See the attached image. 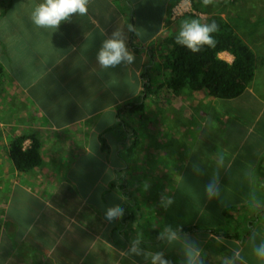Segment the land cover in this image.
<instances>
[{
  "label": "crops",
  "instance_id": "crops-1",
  "mask_svg": "<svg viewBox=\"0 0 264 264\" xmlns=\"http://www.w3.org/2000/svg\"><path fill=\"white\" fill-rule=\"evenodd\" d=\"M41 2L0 0V264H153L156 254L165 264H264L254 255L264 242V82L231 100L166 87L132 115L118 110L142 89L115 98L119 77L148 72L174 23L218 16L222 0H88L86 15L56 29L32 24ZM114 32L134 61L103 69L97 53ZM34 73L47 76L35 88L45 104L30 110ZM111 75L115 84L102 82ZM64 97L78 115L59 122ZM23 134L39 140L43 162L20 173L8 153ZM127 207L135 216L124 222ZM110 209L122 215L110 222Z\"/></svg>",
  "mask_w": 264,
  "mask_h": 264
},
{
  "label": "trees",
  "instance_id": "trees-1",
  "mask_svg": "<svg viewBox=\"0 0 264 264\" xmlns=\"http://www.w3.org/2000/svg\"><path fill=\"white\" fill-rule=\"evenodd\" d=\"M235 1L238 0L232 2ZM191 19L197 18L194 15H188L183 21ZM212 21H215L218 26L217 32L213 34L216 41L215 47L205 46L199 52L193 53L183 46L175 44V35L163 41V45L168 47L166 53L163 54L164 65L170 73L166 86L176 92L185 89L191 91L206 90L209 96L213 98L235 99L243 94L253 82L258 69L257 60L253 50L238 36L224 18L214 16L200 22L209 23ZM222 52L229 53L233 57V61L227 62L221 59L219 54ZM150 54L153 56L152 52ZM149 86L148 84L144 86L142 101L133 99V103L128 102L130 104H127L126 102L118 110V114L122 115L126 112L132 115L135 112L143 111L144 100L148 96L146 89ZM119 119L121 118L119 117ZM125 126L128 135L132 128L127 122ZM133 137L131 136L132 141H129V152L138 146ZM29 139L31 140L30 147L24 148V142ZM100 140L101 149L109 152L110 146L106 139L100 137ZM8 156L15 169L20 173L32 171L41 166L43 162L40 154V142L32 134H23L14 138L10 142ZM123 211L124 222L134 219L135 213L133 210H129V207ZM184 231L193 232L192 229H184ZM154 234L157 233L154 232Z\"/></svg>",
  "mask_w": 264,
  "mask_h": 264
},
{
  "label": "rangeland",
  "instance_id": "rangeland-1",
  "mask_svg": "<svg viewBox=\"0 0 264 264\" xmlns=\"http://www.w3.org/2000/svg\"><path fill=\"white\" fill-rule=\"evenodd\" d=\"M189 3L191 0H187ZM233 0H222V11L221 14H218V16L224 18L232 27V29L238 34V36L253 50L256 60H257V71L254 80L257 81V84H260L261 82H264V74L259 73L260 70L264 71V0H238L236 2H232ZM191 8V5H190ZM196 11V10H195ZM197 12V11H196ZM202 19H207L209 15H200ZM179 16H175V21H177V18ZM214 17V16H212ZM186 19V17H183ZM181 25V21L176 22L173 24V28L171 29L172 33H177L179 30V27ZM141 34V33H140ZM143 35H147L148 33H142ZM174 34V35H175ZM136 35H139L136 33ZM173 35V36H174ZM165 38L161 41L162 44ZM145 44L146 43H141L140 45H137V49H134L136 52L137 50L141 53L145 49ZM155 50H153V58H149V62H147L146 67H150L148 69V72L143 71L141 74V77H137L138 74L136 75H129V71H127L124 75H122L120 78L121 84L118 86L120 88V94L115 95V98H122L124 97H129L130 95L134 93V91H137L139 88L145 91L144 86L145 84L150 85L146 90H148V96L145 99L151 98L152 100L155 99V97L159 100L163 98V96L159 95H153L152 97L149 96V93L156 94L160 93V91L165 90L166 82L169 78V71L166 70V67L164 65V59H163V54L166 53L167 51V46L163 45V48L155 46ZM131 64H126V67H130ZM128 69V68H127ZM31 70H33V66L31 65ZM129 70V69H128ZM106 72V71H105ZM108 73V72H107ZM113 74V73H112ZM109 76H106L104 79H102V82H110L115 84L116 83V78H113L114 76L111 75L110 78ZM34 78V79H33ZM33 80L29 81H34L35 85L32 88L30 95L31 97H26L27 102L29 103L28 109L33 110L37 109L39 105L41 107L44 106L45 101H44V96L38 97L37 91L35 88L37 86L44 82L47 78L42 77V81L39 82L38 76L36 73L33 74ZM253 80V81H254ZM101 81L96 80L95 83H99ZM46 84H50V80L46 81ZM259 86V85H258ZM258 86H256L258 88ZM112 88H115L114 86H111ZM259 89V88H258ZM144 93L140 95V97H131L130 99H135L142 101L143 100ZM113 97L109 94L106 98V101L112 100ZM150 99V100H151ZM39 100V101H38ZM97 100H99L97 98ZM132 100H128L127 104L133 103ZM130 102V103H128ZM147 106L151 101L146 100ZM108 103V102H107ZM148 108V107H147ZM60 110L61 113L59 114L60 117H58L59 122H63L64 120H67L70 116L76 117L78 115L77 111L72 110V113L67 112L66 113V100L65 97L63 98V101L60 105ZM22 111V108L20 109ZM140 113H144L140 112ZM148 113V112H147ZM34 115L36 113H33ZM82 114V113H80ZM47 117H49L52 121L54 120L53 118V113H45ZM37 117V115H35ZM148 117V114L147 116ZM139 118V117H137ZM128 120H133L134 117H128ZM147 119V118H146ZM100 120V118H99ZM95 124L98 122H94ZM93 123V124H94Z\"/></svg>",
  "mask_w": 264,
  "mask_h": 264
},
{
  "label": "clouds",
  "instance_id": "clouds-1",
  "mask_svg": "<svg viewBox=\"0 0 264 264\" xmlns=\"http://www.w3.org/2000/svg\"><path fill=\"white\" fill-rule=\"evenodd\" d=\"M88 7V0H43L32 9L30 19L37 28L56 29L61 22L69 20L73 14L86 15ZM217 30L218 26L215 21L201 23L198 19L185 20L175 34V44L183 46L193 53L199 52L205 46L212 48L215 47L216 43L213 34ZM96 59L101 68L108 69L121 63L132 64L134 56L126 47L121 34L114 32L111 38L103 41ZM207 192L211 196L213 188L209 186ZM121 215L120 209H110L106 213V219L111 222ZM175 238V232L168 233L170 241ZM132 251H137L135 244ZM195 251L193 250V252ZM254 255L258 259L264 260V242L254 248ZM152 261L153 264H156L157 261L159 264H165L159 254L154 255ZM188 264H194V261L189 258Z\"/></svg>",
  "mask_w": 264,
  "mask_h": 264
}]
</instances>
